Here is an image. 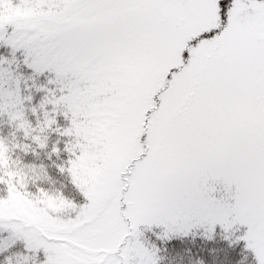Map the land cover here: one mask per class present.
Segmentation results:
<instances>
[{
  "label": "snow or ice",
  "instance_id": "obj_1",
  "mask_svg": "<svg viewBox=\"0 0 264 264\" xmlns=\"http://www.w3.org/2000/svg\"><path fill=\"white\" fill-rule=\"evenodd\" d=\"M0 264H264V0H0Z\"/></svg>",
  "mask_w": 264,
  "mask_h": 264
}]
</instances>
